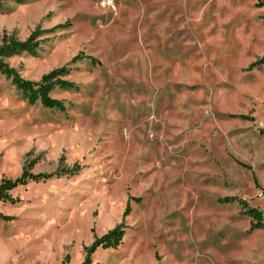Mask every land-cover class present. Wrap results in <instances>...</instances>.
Returning a JSON list of instances; mask_svg holds the SVG:
<instances>
[{
	"label": "rangeland",
	"instance_id": "obj_1",
	"mask_svg": "<svg viewBox=\"0 0 264 264\" xmlns=\"http://www.w3.org/2000/svg\"><path fill=\"white\" fill-rule=\"evenodd\" d=\"M100 2L0 0V48L41 33L4 62L31 82L68 67L76 86L51 92L58 111L0 73V184L54 175L0 202V264H83L122 223L91 264H264V8Z\"/></svg>",
	"mask_w": 264,
	"mask_h": 264
},
{
	"label": "trees",
	"instance_id": "obj_2",
	"mask_svg": "<svg viewBox=\"0 0 264 264\" xmlns=\"http://www.w3.org/2000/svg\"><path fill=\"white\" fill-rule=\"evenodd\" d=\"M256 6L258 8H264V0H255ZM64 26L59 25L48 33H52ZM41 35L40 32H35L27 41L25 42H17L15 40L7 43L6 42L2 48H0V73L8 77L12 80L13 84L20 90L22 93L28 96L29 102L36 103L40 102L43 106L49 109H54L58 111H64L65 105L63 102L53 99L50 94L56 89L60 88L63 90H71L76 88V86L70 82L65 80L64 78L70 75V70L68 67H62L60 69H56L51 73L42 77L39 82H31L24 80L21 75L13 68H11L8 64L4 62V57H7L11 54L18 53H34L40 46V42H35L38 36ZM83 55H79L75 57L71 64L77 63L79 60H84ZM264 65V58L259 62ZM53 174H38L34 175L31 172L24 171L23 174L16 180H4L0 184V202H14V199L11 195V192L21 186H26L31 182L39 183L41 181H46L52 178ZM224 202L230 203V199H225ZM244 206H247L245 202L241 203ZM131 212L130 201L127 204L125 210V217L129 215ZM246 215H249L256 221V225L252 228L251 231L261 229L263 227L262 223V212L257 209H250ZM9 220L10 218H4ZM122 225L116 227L115 229L109 231L107 234L103 235L100 238H96L92 246L87 249L86 260L83 264H91V257L96 251L99 249L108 250V249H116L119 247L123 241L125 236V232L122 229Z\"/></svg>",
	"mask_w": 264,
	"mask_h": 264
},
{
	"label": "built area",
	"instance_id": "obj_3",
	"mask_svg": "<svg viewBox=\"0 0 264 264\" xmlns=\"http://www.w3.org/2000/svg\"><path fill=\"white\" fill-rule=\"evenodd\" d=\"M100 6L106 9H115L114 0H101Z\"/></svg>",
	"mask_w": 264,
	"mask_h": 264
}]
</instances>
